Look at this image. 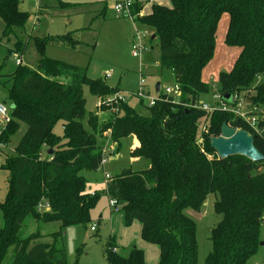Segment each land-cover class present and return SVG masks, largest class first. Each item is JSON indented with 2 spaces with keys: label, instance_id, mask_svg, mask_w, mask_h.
<instances>
[{
  "label": "trees",
  "instance_id": "obj_1",
  "mask_svg": "<svg viewBox=\"0 0 264 264\" xmlns=\"http://www.w3.org/2000/svg\"><path fill=\"white\" fill-rule=\"evenodd\" d=\"M23 1L0 0L2 36L23 33L26 15L18 9ZM143 4L133 0L131 20L152 30L159 68L170 72L180 88L177 100L158 91L160 99L154 106L140 100L146 115L126 101L112 102L99 108L101 112L115 109L108 120L99 123L97 112L88 114L86 131L82 88L88 87L98 100L112 98L119 90L109 88L105 79H88L79 68L43 57L45 45L73 49L70 36L35 39L39 70L19 64L1 83L9 82L6 97L13 108L9 122L0 129V146H6L22 125L24 132L13 155L5 157L8 178L0 204L4 221L0 264H67L61 230L90 222L98 194L87 191L81 172L100 167L104 133H109L116 148L121 139L135 137L138 147L129 152L130 158L149 162L147 169H122L110 177L105 194L115 202L112 212L123 214L126 226L140 224L141 240L158 250L157 264L197 263L196 225L185 210L199 212L209 194L217 196L213 211L221 220L210 231L211 250L204 264H246L260 246L264 160L251 162L242 156L219 160L209 138L219 136L224 123L247 130L264 157V81L255 85L264 74V0H170L169 7L152 4L148 14L138 16ZM223 15L227 24L222 44L237 49V56L229 71L217 73L216 93L224 103H229L226 95L242 94L245 109L259 119L256 131L231 113L197 106L199 96L209 91L202 75L215 55ZM24 47L17 39L14 51L22 54ZM57 123L61 136L53 132ZM41 203H47L49 210L38 212ZM27 219L59 226L48 235L35 231L21 236ZM117 249L115 238L109 237L103 252L107 264H145L141 250L131 247L122 256Z\"/></svg>",
  "mask_w": 264,
  "mask_h": 264
},
{
  "label": "rangeland",
  "instance_id": "obj_2",
  "mask_svg": "<svg viewBox=\"0 0 264 264\" xmlns=\"http://www.w3.org/2000/svg\"><path fill=\"white\" fill-rule=\"evenodd\" d=\"M120 1L122 0H24L18 6V9L26 15L21 35L16 32L2 36L3 24L0 21V74L5 76L0 79V105L8 114L10 103L6 97V89L9 82L4 86L1 83L7 80L6 76L13 74L17 69L16 61L20 59L22 67L30 71H38L41 57L34 40L62 36H70L74 40V48L45 45L42 48L44 58L79 68L85 72L88 79H105V84L109 88L118 89V96L123 97L130 107L142 115L147 114L146 108L141 106L136 96L140 75L144 76L143 90L147 93V98L143 100L144 105L148 100H156L157 83L161 88L172 87L174 81L170 72L161 71L159 68L158 45L157 41H151L152 30L136 25L130 18L114 12V5ZM143 3L138 16L148 14L152 4L170 6V0H149ZM226 21L227 16L223 15L218 23L215 55L202 75L204 81L208 83L209 91L198 98V103L212 108L217 106L214 98L217 94V73L229 71L237 56V49H229L222 44ZM136 34L141 35V43L145 45L146 51L139 57H132L131 49ZM17 39L25 43L22 54L14 51ZM108 72H111V76L105 78L104 74ZM263 81L256 79L255 85ZM82 92L85 99V118L82 124L84 129L89 131L86 123L89 113L97 112L98 121L101 123L108 120L114 111L112 109L99 111L97 109L99 100L90 93L88 87H83ZM23 132L22 125L6 146H0V204L3 203L7 193L8 172L5 169V157L13 155L14 146ZM53 132L58 136L62 135L60 123L55 125ZM108 136L109 133H104L101 139L105 151L103 164L96 171L81 172L86 180L87 191L98 194V201L89 214L90 222L86 225L68 226L61 230L60 244L64 249L66 262L67 264H107L103 255L105 244L109 237H114L118 254L126 256L129 249L135 247L143 252L147 264H157L158 250L141 240L140 224L134 221L126 226L123 214L112 212L105 194L106 175L112 178L122 169L133 171L147 169L149 163L143 158H130L129 151L133 136L121 139L117 148ZM44 155L43 149L42 156ZM216 198L215 194L207 195L199 212L185 210V214L192 218L196 225V264H204L211 250L210 231L221 220V215L213 211ZM3 226L4 221L0 212V228ZM58 226L57 223L35 224L27 219L20 234L26 236L39 231L42 235H48L57 231ZM90 228H94V231H90ZM259 241L262 245L258 246L257 251L246 264H264V213L259 229ZM8 261L9 259L7 263Z\"/></svg>",
  "mask_w": 264,
  "mask_h": 264
},
{
  "label": "built area",
  "instance_id": "obj_3",
  "mask_svg": "<svg viewBox=\"0 0 264 264\" xmlns=\"http://www.w3.org/2000/svg\"><path fill=\"white\" fill-rule=\"evenodd\" d=\"M143 1H149V0H143ZM132 4H133V0H122L119 3H116L114 5V12L117 15L120 16H128L127 18L132 19L130 13H131V8H132ZM141 35L136 34L134 37V43L132 45V49H131V56L132 57H139L144 51H146V47L144 44L141 43ZM21 64L20 59H18L16 61V65ZM111 76V72H108L106 74H104L105 78H109ZM264 74L262 76H258L256 79L258 80H263L264 78ZM143 84H144V76L140 75V83H139V89L136 93V96L139 98V100H144L145 98H147V93L144 92L143 90ZM159 91L161 92L162 95L164 96H168L173 98V100H177L180 97V88L178 85L173 84L172 87L169 86H164V87H160ZM119 95V94H118ZM118 95L112 97V98H107L104 100H99V103L97 104V109L99 110V108L101 107H110L112 106V102H125V99L123 97H119ZM217 101L215 107H209L208 105L205 104H200L198 103V107L201 108L204 111H208V112H212L213 110L217 109L223 112H228L231 113L233 116L240 118L249 128H251L252 130L256 131V126L258 124V118L257 116L253 115L251 116L250 113L245 109V101L243 99V95L242 94H234L233 96H229V103H224L219 94H216L214 97ZM158 99H160V97H158V93H157V97L156 100H148V103L146 104L148 107H152L154 106V104L156 103V101H158ZM113 111H115V109L111 108ZM257 114H259L260 112H258L256 110ZM10 120V115L8 114L7 110L0 105V129L2 127H4ZM110 150V149H109ZM102 152L103 155L105 153L104 151V147L102 148ZM101 164H103V160L101 161ZM101 166V165H100ZM110 177L109 176H105V179L108 180ZM109 204L110 207H114L115 206V202L113 200H109ZM37 211L38 212H43V211H47L49 210V205L47 203H41L37 206ZM90 231H94V228H90Z\"/></svg>",
  "mask_w": 264,
  "mask_h": 264
},
{
  "label": "water",
  "instance_id": "obj_4",
  "mask_svg": "<svg viewBox=\"0 0 264 264\" xmlns=\"http://www.w3.org/2000/svg\"><path fill=\"white\" fill-rule=\"evenodd\" d=\"M153 38L154 36L151 39ZM159 88L160 85L157 83L155 93H158ZM228 99L229 95H226L224 100ZM12 108L13 106H10V109ZM209 147L215 152L219 160L232 156H242L251 162L264 160L263 155L254 147V137L250 132L241 128L229 127L226 123L222 124L219 136L209 138ZM51 153L52 151L49 150L47 154L51 155Z\"/></svg>",
  "mask_w": 264,
  "mask_h": 264
},
{
  "label": "crops",
  "instance_id": "obj_5",
  "mask_svg": "<svg viewBox=\"0 0 264 264\" xmlns=\"http://www.w3.org/2000/svg\"><path fill=\"white\" fill-rule=\"evenodd\" d=\"M158 5H160V4H158ZM144 15H146V14H144ZM108 137H109V136H108ZM134 138H135V137H134ZM134 138L132 139V146H131L130 151L138 147V142H137V140L134 139ZM120 141H121V140H120ZM120 141H119V144H120ZM130 151H129V152H130ZM134 159H135V158H134ZM132 160H133V159H132ZM148 163H149V162H148ZM147 166L149 167V164H148ZM144 261H145V264H147L145 257H144Z\"/></svg>",
  "mask_w": 264,
  "mask_h": 264
}]
</instances>
